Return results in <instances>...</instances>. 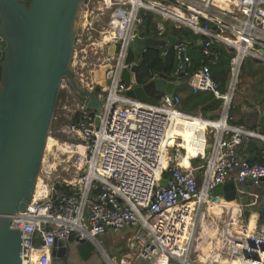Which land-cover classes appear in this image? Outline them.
<instances>
[{
  "label": "built area",
  "instance_id": "1",
  "mask_svg": "<svg viewBox=\"0 0 264 264\" xmlns=\"http://www.w3.org/2000/svg\"><path fill=\"white\" fill-rule=\"evenodd\" d=\"M224 2L228 0H105L100 7L99 0L85 1L71 66L89 92L99 85L96 68L104 69L103 78L108 77L109 82L100 85L101 110L84 109L82 100L63 129L69 138L62 141L68 147L62 156L71 164L69 178L51 174L45 179L47 191L26 211L11 216L10 227L21 230L22 264H51L59 241L80 240L90 241L103 264H264V225L259 230L254 225L250 233V220L244 221L241 207L235 215L223 208L224 217H215L220 223V248L215 247L216 240L208 238L212 250L203 253L197 243L204 212L216 227L203 207L211 201L212 189L228 181L229 172L240 185H258L264 180V164L237 153L244 138L264 140V133L229 120L243 67L249 60L264 62L260 51L264 50V0H235L231 7L222 6ZM95 8L106 17L93 35ZM142 9L204 37L194 42L202 55L196 70L190 71V42L176 40L162 54L175 53L176 68L171 76L184 73L190 91L210 92L220 100L217 117L182 111L175 92L172 98L162 93L157 101L126 95L133 84L123 80V71L127 68L132 75L133 63L139 69L142 58L126 63L134 32L144 26L139 14ZM173 9L189 18L171 13L169 19ZM217 46L230 54L223 89L211 70L220 59ZM136 85L142 86L137 81ZM171 118H198L207 123L203 153L192 158L203 156L200 166L190 170L181 166L187 149L182 138L167 141ZM127 228L133 231L124 238L126 249L111 254L106 235Z\"/></svg>",
  "mask_w": 264,
  "mask_h": 264
},
{
  "label": "water",
  "instance_id": "2",
  "mask_svg": "<svg viewBox=\"0 0 264 264\" xmlns=\"http://www.w3.org/2000/svg\"><path fill=\"white\" fill-rule=\"evenodd\" d=\"M85 1L28 0L27 4L0 0V264H22L21 230L10 227L11 216L26 211L32 199L62 80L66 78L84 101V109L102 108L100 85L109 78L99 79V85L89 92L71 66ZM139 14L144 26L134 32L126 63L135 62L148 48L185 39V33L161 15L143 9ZM260 51L264 56V50ZM137 70L133 63L132 75L125 68L122 78L133 84L126 95L143 101H149L155 92L172 98L175 85L185 79L184 73L177 77L160 74L137 86ZM209 148L207 144L206 152ZM165 184L162 180L161 185ZM253 186L261 188L264 180ZM222 199L238 202L246 222L255 213L257 230L264 225V194L256 193L252 186L234 181L217 184L211 200ZM86 241H59L51 264H103L96 252L86 260L81 257L78 244ZM122 250L109 248L111 254Z\"/></svg>",
  "mask_w": 264,
  "mask_h": 264
},
{
  "label": "trees",
  "instance_id": "3",
  "mask_svg": "<svg viewBox=\"0 0 264 264\" xmlns=\"http://www.w3.org/2000/svg\"><path fill=\"white\" fill-rule=\"evenodd\" d=\"M24 2L28 4V0H24ZM180 31L184 32L186 35L183 40L190 42L188 49L193 63L190 71L196 70L202 64V55L194 42L197 41V39L202 40L204 37L194 35L191 31L185 28H181ZM217 47L220 51V59L215 65H212L211 70L213 78L221 82V88L223 89L227 79V64L230 54L220 46ZM162 53L163 48L157 47L156 49L148 48L142 55L139 62V69L136 73V81L139 85L147 83L152 75L163 74L165 76H171L173 74L176 68L175 53L172 50H169L168 54L165 56ZM179 91L185 92L184 97H180L179 107L182 111L198 113L201 116L208 118L217 117L218 114L215 112H217V109L220 106V100L216 99L213 94L210 92H192L187 88L186 81H183L182 86H180L176 93ZM161 96L162 93L155 92L150 97V100L157 101ZM194 128L196 132H194ZM201 130H203L202 127L197 124L182 119H176L172 134L177 138H184L185 135L188 134L193 145H196V143L201 141L202 145L199 149L197 148L200 150L203 148L204 143L203 136L200 132ZM194 153H192L193 156ZM249 161L264 164V158L260 159L258 157H253L249 159ZM78 250L84 260L88 259L94 252L93 246L87 241L78 244Z\"/></svg>",
  "mask_w": 264,
  "mask_h": 264
},
{
  "label": "rangeland",
  "instance_id": "4",
  "mask_svg": "<svg viewBox=\"0 0 264 264\" xmlns=\"http://www.w3.org/2000/svg\"><path fill=\"white\" fill-rule=\"evenodd\" d=\"M104 2H105V0H99L100 7ZM94 10L95 11H94L93 15H96V19L93 21L92 26L94 27L95 31H93L92 33H93V35H96L97 29H99L105 23V17L106 16L97 14L96 8ZM85 11H86V9L84 8L83 13H82V17H81L83 19H81V21H80V26L84 22ZM89 21H92V20L89 19ZM81 40H84V39L81 38ZM89 53H90V51H89ZM93 61L96 64L98 63V61L96 59H94ZM250 62H252V65H253V67H255V69H253L252 67L248 69V66L245 64V66L243 67V70H242V74L240 76V82L238 84V90L244 86L252 87V86L261 84L262 81L264 80V63L259 62V61H255V60H250ZM96 69L98 70L100 68H96ZM237 93H238V91H237ZM237 93H236V95H237ZM183 94H185V92H183L182 95ZM179 96L181 97L180 94H179ZM81 102H82V99L76 94V92L73 91V89L68 84L67 79L64 78L61 82V86H60V90H59V97H58V101H57L56 108L54 111L52 123L50 126V133H49V136L47 139V144H49L51 146V149L50 150L45 149V152H44V156H46V159L48 160L49 163L54 161V157L56 155H58V157H59V161L57 163V166L55 167L56 170L51 171L52 172L51 174L54 178L59 177V176L69 178V176L72 173L71 169H68L69 166L71 167V164L68 161L69 160L68 157L62 156L63 154H65L67 152L65 149L66 144L62 143V141H68L69 140L67 135H65V133H63V129L72 120V116L75 113V111L77 110L78 104H80ZM42 162H44V161H42ZM58 165H61V167ZM68 172H69V174H68ZM38 177H40L41 180H44V178H46L45 174L42 171L39 173ZM210 202L212 204H211V206H209V211H207L206 213L209 217V220L212 217L215 220L216 228H219L220 223L218 222V220L215 218L216 216L214 215L218 212V208L214 205L216 201L211 200ZM225 204H228V203H225ZM231 207L233 209L235 208V207H233V205H231ZM223 208L225 209V207H223ZM203 210H204V208H203ZM206 210H207V207H206ZM234 210L236 211V208ZM132 231H133L132 229L127 228V229H124V230H122L118 233H115V234L109 233V235H110V246L108 247V249L109 248H111V249L122 248L121 243H120L121 242L120 238H124L125 236L129 235ZM199 231H201L200 228H199ZM199 238L204 242V243L201 242L203 246L201 244H199V246L201 245L200 246L201 249H202V247H211L212 243L206 242V239H208L209 237L204 238L202 231L199 232ZM202 238H204V239H202ZM107 240L108 239H105V241H107ZM73 243L74 242H72L71 244H73ZM116 245H119V246L117 247ZM124 248L126 249L125 246L122 249H124Z\"/></svg>",
  "mask_w": 264,
  "mask_h": 264
},
{
  "label": "crops",
  "instance_id": "5",
  "mask_svg": "<svg viewBox=\"0 0 264 264\" xmlns=\"http://www.w3.org/2000/svg\"><path fill=\"white\" fill-rule=\"evenodd\" d=\"M163 38H165V37H163ZM163 38H159V39H163ZM259 62H261V61H259ZM246 65L248 66V69L251 67L253 69H255V67H253L252 62H250V60L246 63ZM182 84H183V81L180 84L175 85V88H174L175 93H176V91H178L180 86H182ZM182 93H183V91H179L176 94H178V95L180 94L182 97H184L185 94L182 95ZM218 111H219V108L217 109V112H215V113L218 114ZM229 120L232 124L241 125L246 129L264 133V80L262 81L261 84H258V85L252 86V87L244 86L238 90V93L235 96V99H234V102H233V105H232V108L230 111V119ZM194 132H196L195 128H194ZM202 136H203V134H202ZM203 139H204L203 148H205L204 136H203ZM187 145H188V150L190 152H192V153L195 152L193 158L198 156L200 153H203V148L198 150L199 147L202 145L201 141L196 143V145H193L191 143L190 138H189ZM237 153H238L239 157L244 158V159H248V160L253 158V157H258V158L262 159V158H264V140L257 138V137H246L243 139L241 145L238 146ZM202 157L192 160L191 165L193 167L194 166L195 167L200 166L205 161V159ZM228 177H229L228 181H234L237 185V180H235V176L233 173L229 172ZM245 185L252 186L253 190L256 193H259V194L263 193L264 194V186H262L261 188H258L257 186H253L249 183L243 184V186H245ZM223 202H229V203L233 204V206L236 208V211H239V209H240L239 208L240 204L236 201H224L223 199L218 201V202L216 201V203H218V204L220 203L222 205H223ZM225 209H227V205L225 206ZM233 211H232V213H233ZM252 215L256 216L255 213H252L249 218H251ZM205 221L206 222L203 225L205 227H207L209 231H211L212 230L211 227H213V224L209 223L207 219H205ZM244 221L246 222V220H244ZM124 238H120L121 244L123 242L125 244ZM116 246L118 247L119 245H116Z\"/></svg>",
  "mask_w": 264,
  "mask_h": 264
},
{
  "label": "bare ground",
  "instance_id": "6",
  "mask_svg": "<svg viewBox=\"0 0 264 264\" xmlns=\"http://www.w3.org/2000/svg\"><path fill=\"white\" fill-rule=\"evenodd\" d=\"M220 1H222L223 2V0H220ZM234 3H235V0H228V3L227 2H224L223 4L224 5H222V6H229V7H231L232 5H234ZM152 5H154L153 3H151ZM171 13H175V14H180V16L181 17H183L184 16V18H186V19H188L189 17L188 16H186L185 14H183L182 12H180L178 9H173V10H171L170 11V15H171V17L169 18V19H172V14ZM81 19H83V18H81ZM80 26V25H79ZM103 69L102 68H100V69H98L96 72H95V75H96V77L98 78V79H102L103 78ZM176 119H181V118H171L170 120V124H169V127H168V129H167V141H168V139L169 138H177V137H175V136H173V134H172V129H173V127H174V125H175V121H176ZM182 120H184V121H189V122H192V123H194V124H197V125H199V126H201L202 127V129L203 130H201V133L203 134V136H204V134H205V130H206V128H207V123L205 122V120L204 119H198V118H192L191 120H186V119H182ZM188 137V138H187ZM180 138H182V137H180ZM204 138H205V136H204ZM48 139V138H47ZM47 139H46V144H45V149L46 150H50L51 149V146L49 145V144H47ZM183 139V141H184V144H185V146H186V149H187V151H186V154H185V156H183L181 159H180V162H181V166H183V168L185 169V170H190V168H191V164H192V158H193V155H192V152H190L189 150H188V145H187V142H188V139H189V136H188V134H186L185 135V137L184 138H182ZM65 149H66V151H68V147L65 145ZM44 152H45V150H44ZM165 152V151H164ZM166 153V152H165ZM164 153V154H165ZM43 156H44V154H43ZM42 156V161H44V162H42L43 164H41V167H40V171H39V173L42 171L43 173L44 172H47V173H44L45 174V177L47 178H49V176L51 177V171H54V169H56L55 167L57 166V163H58V161H59V157H58V155H56L55 157H54V161H52L51 163H49L48 162V160L46 159V156H44L43 157ZM50 161V160H49ZM39 173H38V176H39ZM44 178V177H43ZM46 178H44V180H41V178L40 177H37V181H36V183H35V188H34V190H33V194H32V199H31V201H30V203H29V205L34 201V200H36L40 195H42L43 193H45L46 191H47V188H48V185L46 184V181H45V179ZM225 203H228V204H225ZM211 202H208V204L207 205H204V210L206 209V206H207V211H209V206H211ZM214 204V203H213ZM231 203H229V202H223V205L222 204H218V203H216L215 202V206L218 208V212L216 213V214H214L215 216H218L219 214H220V216H221V218H223L224 217V215H223V213H222V209H223V207H225L226 205H227V208H230L231 209V211H233L234 209L231 207V205H233V204H231ZM28 205V206H29ZM234 207V206H233ZM22 212V211H21ZM238 212V211H237ZM235 213H236V211L234 210L233 211V215H235ZM205 212L202 214V216H201V218L199 219V228L201 229V231L203 232V236H204V238L205 237H209L211 240H216L217 241V243L215 244V247H217V248H220L221 247V245H222V241H220L219 240V235H218V231H217V228L213 225V227H211V231H209L208 230V228L207 227H205L203 224L206 222L205 221ZM255 215H252L251 216V218H250V222H249V226H248V231L251 233L252 232V230H253V228H254V224H255ZM203 222V223H202ZM202 224V225H201ZM234 227L238 230V231H241V227L239 226V224H234ZM201 231H199V232H201ZM202 234V233H201ZM204 238H202V239H204ZM201 242H203L202 240L200 241V244L202 245V243ZM197 243H199V242H197ZM204 243V242H203ZM200 245V246H201ZM203 246V245H202ZM212 250V246L211 247H202V252L203 253H207V252H209V251H211Z\"/></svg>",
  "mask_w": 264,
  "mask_h": 264
},
{
  "label": "flooded vegetation",
  "instance_id": "7",
  "mask_svg": "<svg viewBox=\"0 0 264 264\" xmlns=\"http://www.w3.org/2000/svg\"><path fill=\"white\" fill-rule=\"evenodd\" d=\"M107 237H105V239H108L107 241H105L107 248L110 246V235H106ZM122 246V244H121ZM123 248V247H122Z\"/></svg>",
  "mask_w": 264,
  "mask_h": 264
},
{
  "label": "clouds",
  "instance_id": "8",
  "mask_svg": "<svg viewBox=\"0 0 264 264\" xmlns=\"http://www.w3.org/2000/svg\"><path fill=\"white\" fill-rule=\"evenodd\" d=\"M180 32H181V31H180ZM163 39H164V38H163ZM183 41H184V40H183ZM167 45H170V44H165L164 46H162L163 50L165 49V47H166ZM182 81H185V80H182ZM68 84H69V83H68ZM246 183H247V182H246ZM246 183H245V184H246ZM249 220H250V219H249ZM249 220H248V221H249Z\"/></svg>",
  "mask_w": 264,
  "mask_h": 264
}]
</instances>
